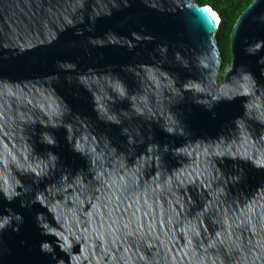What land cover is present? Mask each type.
Returning a JSON list of instances; mask_svg holds the SVG:
<instances>
[{"label": "water", "instance_id": "1", "mask_svg": "<svg viewBox=\"0 0 264 264\" xmlns=\"http://www.w3.org/2000/svg\"><path fill=\"white\" fill-rule=\"evenodd\" d=\"M216 14L0 0V264H264V0L223 74Z\"/></svg>", "mask_w": 264, "mask_h": 264}, {"label": "trees", "instance_id": "2", "mask_svg": "<svg viewBox=\"0 0 264 264\" xmlns=\"http://www.w3.org/2000/svg\"><path fill=\"white\" fill-rule=\"evenodd\" d=\"M200 4H207L220 17V29L217 34L219 47L223 55L224 65L230 64V34L241 12L252 0H197ZM221 81H223L221 77Z\"/></svg>", "mask_w": 264, "mask_h": 264}, {"label": "rangeland", "instance_id": "3", "mask_svg": "<svg viewBox=\"0 0 264 264\" xmlns=\"http://www.w3.org/2000/svg\"><path fill=\"white\" fill-rule=\"evenodd\" d=\"M230 64L225 65L224 68H222V74L229 68Z\"/></svg>", "mask_w": 264, "mask_h": 264}, {"label": "bare ground", "instance_id": "4", "mask_svg": "<svg viewBox=\"0 0 264 264\" xmlns=\"http://www.w3.org/2000/svg\"><path fill=\"white\" fill-rule=\"evenodd\" d=\"M217 15V14H216ZM218 16V15H217Z\"/></svg>", "mask_w": 264, "mask_h": 264}]
</instances>
